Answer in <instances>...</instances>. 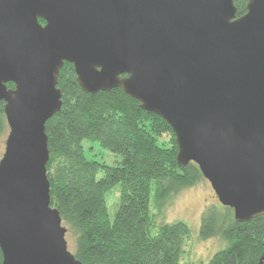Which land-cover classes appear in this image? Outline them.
Returning <instances> with one entry per match:
<instances>
[{
    "label": "water",
    "instance_id": "water-1",
    "mask_svg": "<svg viewBox=\"0 0 264 264\" xmlns=\"http://www.w3.org/2000/svg\"><path fill=\"white\" fill-rule=\"evenodd\" d=\"M243 1L239 15L235 0H0L1 264H83L46 169L65 62L82 91L120 88L166 120L176 163L237 222L264 215V0Z\"/></svg>",
    "mask_w": 264,
    "mask_h": 264
},
{
    "label": "trees",
    "instance_id": "trees-1",
    "mask_svg": "<svg viewBox=\"0 0 264 264\" xmlns=\"http://www.w3.org/2000/svg\"><path fill=\"white\" fill-rule=\"evenodd\" d=\"M244 4L235 0L239 15L246 12ZM57 81L62 105L45 122L46 169L51 206L59 211L72 253L83 264H179L190 229L182 220L156 224L149 204L153 196L156 206L165 207L202 179L198 166L176 163L177 146L167 121L141 110L122 89L86 93L68 62ZM7 130L0 102V141ZM165 133L171 135L170 145L158 142ZM83 140L96 141L121 160L112 166L88 160ZM114 188L120 199L110 219L106 193ZM199 227V238L217 237L223 243L207 264H258L264 258V215L241 223L231 208L213 204L202 211Z\"/></svg>",
    "mask_w": 264,
    "mask_h": 264
},
{
    "label": "rangeland",
    "instance_id": "rangeland-1",
    "mask_svg": "<svg viewBox=\"0 0 264 264\" xmlns=\"http://www.w3.org/2000/svg\"><path fill=\"white\" fill-rule=\"evenodd\" d=\"M7 132L0 141L1 155L4 151L3 148ZM170 139L171 135L165 133L158 138V142L163 145H170ZM82 145L84 148V156L88 160L93 159L107 166L116 165L121 160L120 155L114 154L112 151L110 152L96 141L83 140ZM102 173V171L99 172L97 177L101 178ZM118 196V188H114L106 193L107 209L110 219L113 218L114 212L116 211L115 207L120 199ZM213 204L223 205L219 203L211 184L204 177L195 182V184L178 192L176 196L168 200L165 207L156 206L154 198L151 196L149 207L156 224L159 221L169 223L182 220L190 229L181 248L182 251L178 259L179 264H207L209 258L222 248L223 243L217 237L199 238L198 236L201 213L206 207H210ZM69 242L67 237L68 249L72 253L74 245Z\"/></svg>",
    "mask_w": 264,
    "mask_h": 264
}]
</instances>
